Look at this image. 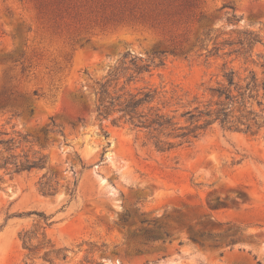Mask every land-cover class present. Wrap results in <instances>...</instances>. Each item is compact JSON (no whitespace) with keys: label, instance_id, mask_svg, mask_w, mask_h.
<instances>
[{"label":"rangeland","instance_id":"rangeland-1","mask_svg":"<svg viewBox=\"0 0 264 264\" xmlns=\"http://www.w3.org/2000/svg\"><path fill=\"white\" fill-rule=\"evenodd\" d=\"M245 31L262 39L252 57L213 54ZM225 62L261 71L264 0H0V128L46 156L44 169L0 181V264H50L19 238L32 212L51 216L72 264L91 246L105 249L99 264H264V129L214 125L163 152L96 110L98 83L117 71L123 84L149 64L130 87L192 98ZM44 174L54 195L39 191ZM146 226L169 237L131 238Z\"/></svg>","mask_w":264,"mask_h":264},{"label":"trees","instance_id":"trees-1","mask_svg":"<svg viewBox=\"0 0 264 264\" xmlns=\"http://www.w3.org/2000/svg\"><path fill=\"white\" fill-rule=\"evenodd\" d=\"M242 33L244 35L235 41H225L221 45L215 43L213 54L229 45L232 49L226 52L228 55L252 57L255 45L262 39L252 32ZM134 70L123 84H119L118 71L98 83L97 115L101 119H111L113 124L129 125L144 132L146 142L159 151L191 144L214 125L253 136L264 129V62L261 63V71L255 68L241 71L225 62L215 82L205 92L194 94L192 98L186 94V99L183 95L168 97L166 91L152 84L130 87L136 80L135 72L150 71V65L137 64ZM26 142L27 138L20 133L15 135L0 128V181L6 175L13 177L46 167V156L32 155L26 150ZM69 190L74 193L75 188ZM39 191L44 195H54L57 186L51 177L44 174L39 181ZM32 213L37 214L39 220L19 232L27 257L50 264H72L69 247L58 245L48 234L47 228L53 222L50 221L51 216L44 212ZM131 236L136 242L153 243L158 240L165 242L169 233L146 226L135 230ZM99 249L92 246L83 249L85 254L80 264H99L92 257Z\"/></svg>","mask_w":264,"mask_h":264}]
</instances>
